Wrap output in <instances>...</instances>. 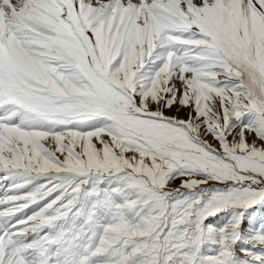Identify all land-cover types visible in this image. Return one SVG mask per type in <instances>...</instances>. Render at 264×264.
I'll return each mask as SVG.
<instances>
[{
	"label": "snow or ice",
	"instance_id": "6c2138e0",
	"mask_svg": "<svg viewBox=\"0 0 264 264\" xmlns=\"http://www.w3.org/2000/svg\"><path fill=\"white\" fill-rule=\"evenodd\" d=\"M0 264H264V0H0Z\"/></svg>",
	"mask_w": 264,
	"mask_h": 264
},
{
	"label": "rangeland",
	"instance_id": "374dc122",
	"mask_svg": "<svg viewBox=\"0 0 264 264\" xmlns=\"http://www.w3.org/2000/svg\"><path fill=\"white\" fill-rule=\"evenodd\" d=\"M181 115H183V113H181Z\"/></svg>",
	"mask_w": 264,
	"mask_h": 264
}]
</instances>
